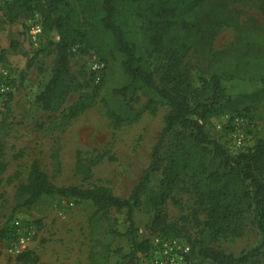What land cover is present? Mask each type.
Segmentation results:
<instances>
[{"label": "rangeland", "instance_id": "1", "mask_svg": "<svg viewBox=\"0 0 264 264\" xmlns=\"http://www.w3.org/2000/svg\"><path fill=\"white\" fill-rule=\"evenodd\" d=\"M214 1L218 0H206L203 8L207 11ZM226 2L242 25L264 24V0ZM97 8L98 5L92 3L84 8L81 22L85 24L88 43L76 45L72 50V78L61 91L60 101L56 103L60 106L51 112L41 108L37 97L51 79L55 44L59 41L57 32H45L41 44L35 47L29 39L28 26L36 16L21 12L16 24L8 31L2 24L4 17L0 12V54L4 52L6 56L5 62L0 63V124H6L0 130V137L1 153L8 165L0 179V264H24L8 255L7 242L1 240L2 233L11 228L16 219L36 232L28 250L29 264H92L93 254L103 256L108 250L106 264H115L120 260L116 251L122 254L130 251L127 240L113 232H125V210H112L103 216L96 213L90 202L61 198H45L26 209L17 196V188L26 183L35 160L58 187L102 185L123 199L130 196L149 166L168 108L159 105L152 110L150 105L157 98L147 91L138 90L126 97L114 95V90L126 86L127 79L121 55L110 52L96 28ZM238 36L232 25L217 28L210 38L202 41L201 47L188 54L185 63L190 66L195 87L207 80L202 74L204 65L234 44ZM10 37L17 42L15 47H11ZM35 54L34 63L29 66L28 61ZM94 59L106 66L100 83L95 81L89 68ZM223 86L228 99L222 105V113L210 120L206 130L231 155H236L264 140V82L234 80L224 81ZM8 95L11 100L5 105ZM83 101H87L89 107L73 117L76 106ZM174 145V138L167 140L165 156L168 158ZM203 156L208 168L215 167L217 160L209 148L195 152L198 164ZM168 163L167 159L165 166ZM10 179L13 180L11 183ZM181 179L162 208L170 232L175 235L177 233L173 232H179L178 236L153 233V212H148L145 204L135 213L140 239L160 236L189 244L190 240L194 242L201 237V226L196 220L204 221L205 215L196 199L187 192L189 178L182 176ZM162 180V172L153 177L152 193L161 190ZM245 217V234L221 238L215 244L217 249L239 257L262 244V236L254 228L251 214ZM190 255L188 264H211ZM140 260L142 264H151L150 253ZM248 264H264V246Z\"/></svg>", "mask_w": 264, "mask_h": 264}, {"label": "trees", "instance_id": "2", "mask_svg": "<svg viewBox=\"0 0 264 264\" xmlns=\"http://www.w3.org/2000/svg\"><path fill=\"white\" fill-rule=\"evenodd\" d=\"M226 1L212 2L207 11L203 8L206 0H12L0 5L2 24L8 31L16 24L20 13L26 11L41 17L44 33L55 31L59 36L51 79L37 97L43 110L51 112L60 106L56 103L60 101L61 91L72 78V50L76 45L88 43V33L81 22L88 3L98 5L96 28L106 46L111 53L122 57L127 83L122 89L114 90V95L126 97L138 90L147 91L157 98L150 105L152 110L159 105L168 108L149 166L128 198L118 197L112 189L102 185L58 187L35 160L26 183L17 188L23 208L31 209L45 198H61L90 202L96 213L103 216L112 210H125V232H113L127 240L130 251L127 254L116 251L120 260L115 264H142L140 259L150 253L151 242L140 239L135 213L146 204L148 212H153L152 232L177 237L179 232H173L177 235L170 232L162 208L185 176L189 178L187 192L196 199L205 215L204 221L196 220L201 226V237L194 242L190 240V256L211 264H248L255 259L264 246V140L248 151L231 155L206 129L210 120L222 113V105L228 99L224 81L264 82V24L242 25ZM230 25L238 31V40L204 65L202 74L207 80L195 87L190 66L185 63L188 54L201 47L202 41L210 38L217 28ZM10 45H17L12 37ZM36 57L37 54L29 59V66ZM5 60L3 52L0 63ZM10 100L8 95L5 105ZM88 107L87 101L81 102L72 116ZM5 126L2 122L0 130ZM170 138H174L175 145L168 158L165 148ZM2 146L0 137V179L8 169ZM203 147L211 150L217 160L215 167L208 168L204 156L198 164L195 152ZM167 159L169 163L165 166ZM160 172L163 175L161 190L152 193V179ZM247 214H251L262 244L239 257L217 249L215 244L221 238L245 234ZM13 234L12 228H8L1 240L8 242ZM109 253L108 250L103 256L93 254L92 264L108 263ZM29 257L27 251L16 259L29 264Z\"/></svg>", "mask_w": 264, "mask_h": 264}, {"label": "built area", "instance_id": "3", "mask_svg": "<svg viewBox=\"0 0 264 264\" xmlns=\"http://www.w3.org/2000/svg\"><path fill=\"white\" fill-rule=\"evenodd\" d=\"M0 1L4 3L12 0ZM43 35L42 19L39 15H36L28 26L29 39L35 47H38L41 44ZM89 68L94 75L95 81L100 83L105 75V64L98 59H94L91 61ZM11 228L14 234L6 244V251L9 256L16 258L30 249L36 232L33 228L28 227L17 219L11 223ZM150 242L151 264H188L187 258L191 253L189 244L178 239L160 236L152 237Z\"/></svg>", "mask_w": 264, "mask_h": 264}]
</instances>
